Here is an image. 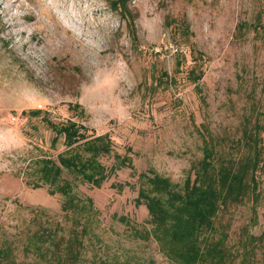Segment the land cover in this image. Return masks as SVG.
<instances>
[{
	"label": "rangeland",
	"instance_id": "374dc122",
	"mask_svg": "<svg viewBox=\"0 0 264 264\" xmlns=\"http://www.w3.org/2000/svg\"><path fill=\"white\" fill-rule=\"evenodd\" d=\"M116 5L0 0V245L11 244L22 264L35 258L24 250L37 228L33 207L71 227L64 196L29 184L32 159L66 149L63 137L52 144L45 118L109 134L107 168L115 154L132 159L101 187L76 182L99 211L86 264H170L152 237L135 235L151 228L137 204L140 174L183 184L205 144L241 154L234 145L255 121L264 137V0H129L125 14ZM257 176L258 199L216 218L234 264L245 255L264 264V164Z\"/></svg>",
	"mask_w": 264,
	"mask_h": 264
},
{
	"label": "trees",
	"instance_id": "16d2710c",
	"mask_svg": "<svg viewBox=\"0 0 264 264\" xmlns=\"http://www.w3.org/2000/svg\"><path fill=\"white\" fill-rule=\"evenodd\" d=\"M128 1L118 0L116 8L128 13ZM185 25L183 34L187 35L189 28ZM196 72L193 69L190 73L193 82L203 77L202 71ZM41 111L33 110L31 114ZM45 120L55 133L52 144L55 146L59 137H63L66 149L58 153L57 159H32L29 184L33 188L48 186L50 194L64 196L62 210L71 227L66 232L67 227L61 221H55L46 210L33 207L37 228L28 237L25 254L35 256L28 264H86V240L95 235L91 229L99 211L91 197L81 198L75 193L76 182L101 187L111 172L133 167L132 159L115 154L113 166L107 168L100 159L111 153L109 134L89 133L87 126L73 120ZM261 130L259 121L245 127L234 145L236 150H241L242 145L245 151L241 154L223 153L218 142L205 144L202 157L192 163L183 184L153 169L142 172L137 204L146 205L151 228H136L135 235L143 239L152 237L170 264H234L216 218L229 205L258 199L257 172L264 164ZM0 264H22L9 243L0 245ZM240 264H250L249 257L245 255Z\"/></svg>",
	"mask_w": 264,
	"mask_h": 264
}]
</instances>
